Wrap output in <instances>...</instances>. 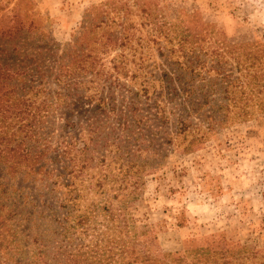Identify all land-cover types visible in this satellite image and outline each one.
Masks as SVG:
<instances>
[{"label": "rangeland", "instance_id": "obj_1", "mask_svg": "<svg viewBox=\"0 0 264 264\" xmlns=\"http://www.w3.org/2000/svg\"><path fill=\"white\" fill-rule=\"evenodd\" d=\"M106 3L111 16L129 18L136 36L159 29L167 47H178L183 25L192 32L199 25L205 41L198 50L223 52L217 69L239 80L227 92L211 69L212 78L194 86L199 110L178 107L164 122L142 101L138 125L117 128L120 109L93 112L85 102L97 84L91 74H83L68 107L55 99L48 76L37 99L47 103L46 128H0L9 130L10 146L31 150L29 163L45 165L15 172L20 158H0V183L10 187V196L0 187V264H264V0H0V17L18 8L35 19L60 56L75 44L92 51L85 18ZM8 53L0 58L15 57ZM146 55L162 76L166 58L157 45ZM67 111L76 124L94 125L55 128ZM211 116L224 123L207 128Z\"/></svg>", "mask_w": 264, "mask_h": 264}, {"label": "trees", "instance_id": "obj_2", "mask_svg": "<svg viewBox=\"0 0 264 264\" xmlns=\"http://www.w3.org/2000/svg\"><path fill=\"white\" fill-rule=\"evenodd\" d=\"M109 6L108 3L94 6L86 15L83 25L84 35L85 38L88 36L90 41H95L96 45L91 48L92 51L86 52L87 47L78 48L75 44L72 50H65L60 56H56L52 47H48L55 43L50 40L44 41L47 38L45 37L46 29L38 25L35 19L22 16L18 8L14 9L13 14L4 13L0 17V38L4 39L0 45V53L9 55L10 49L15 53L14 58L10 56L0 58V128H16L17 126V128H46L40 123L44 117L42 111L47 108V103L45 101L38 103L37 99L40 93L45 91L46 85L51 83L50 78L56 83V89L53 90L55 99L60 101V106L65 104L68 107L70 104L67 100L75 90L79 89V85L84 83L83 74H91L93 81L97 84L93 87L95 91L85 96V102L93 112L109 113L110 110L120 109V112L116 113L119 114L115 122L117 128H134L138 125L136 112L141 110L142 101L145 102L148 110L157 111L164 122L170 119L169 114H173L178 107L187 105V108L191 107V111L199 110L201 103H194L193 95L197 94L194 86L201 76L203 80H208L207 75L211 79V69L217 73L218 82L227 92L239 80L226 75L224 70L217 69L221 68L223 52L217 50L209 55L208 51L202 54V51L198 50L200 48L203 50L205 41L199 36L203 32L199 25H196L193 32L183 25L177 40L178 47L175 43L167 47L161 44L163 39L159 29L149 37L136 36L133 31L135 26L129 18L120 20L111 16ZM96 27L102 28V33L89 37V33L94 32ZM34 32L35 36L31 35ZM209 34L212 35V32ZM34 38L39 42L38 44H32L31 39ZM165 38L172 42L170 33L166 34ZM151 42L157 45L161 57L166 58L167 69H163L162 76H157L150 70L152 69L150 57L146 54ZM28 45L31 46L30 50L27 48ZM22 50L28 51V54L22 53ZM112 50L115 51V55L105 61L104 56ZM228 52L232 51L228 50ZM107 63H110V66ZM204 68L206 71L202 74ZM48 76H50L49 79ZM234 87L239 88L237 85ZM105 90L107 93L104 92ZM118 92L121 93H119V107L117 105L119 101L115 98ZM109 99L114 101L109 102ZM205 100L207 103L208 100ZM189 102L192 103L191 106ZM169 104L172 105L170 109L167 108ZM73 114L72 111L60 114L55 128L94 125L90 121L84 123L85 120L82 124L81 122L76 124L72 120ZM77 117L81 118V115L78 114ZM205 119L208 120L207 128H214L223 124L225 118L211 116ZM180 123L181 128L189 127L184 121ZM3 130L4 135L0 132V158L11 153L13 158H20L13 164L15 172L33 170L35 173L43 170L44 164L38 161L35 163L27 161L32 159L29 157L31 150L19 147L22 142H19V145L10 146L13 138L8 137L9 130ZM14 135L15 132L12 136ZM14 141L18 142L16 139ZM0 163V180H6L2 174V162ZM22 165L24 170L21 168ZM36 167L39 168L36 169ZM48 173V171L45 172V174ZM0 187H2L1 194L9 195L10 187L7 183L1 182ZM68 219L69 212L63 217L61 223L65 228Z\"/></svg>", "mask_w": 264, "mask_h": 264}]
</instances>
